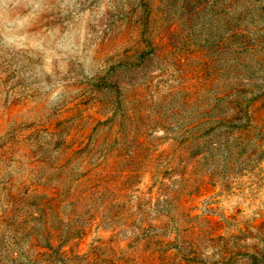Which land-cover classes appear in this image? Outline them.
<instances>
[{"label": "rangeland", "instance_id": "rangeland-1", "mask_svg": "<svg viewBox=\"0 0 264 264\" xmlns=\"http://www.w3.org/2000/svg\"><path fill=\"white\" fill-rule=\"evenodd\" d=\"M196 1L0 0V264H264L263 54L199 0L188 47L228 39L225 72L162 55Z\"/></svg>", "mask_w": 264, "mask_h": 264}, {"label": "trees", "instance_id": "trees-1", "mask_svg": "<svg viewBox=\"0 0 264 264\" xmlns=\"http://www.w3.org/2000/svg\"><path fill=\"white\" fill-rule=\"evenodd\" d=\"M255 0H238L237 5L240 7H243L244 10L239 11L236 15H231L226 17V21L223 24L222 27L218 28L220 31L224 32H230L228 35L229 38H231L235 43H237L238 47L240 48L239 52H245L248 51L249 55L254 56L256 53H262L263 55L258 56L256 59L257 63L264 62V9L261 8L260 11H262L260 14H252L255 12L254 9L251 10L250 8V2ZM244 3L246 5L244 6ZM204 5V4H203ZM208 5V4H206ZM230 6L233 5L232 3L229 4ZM202 4H200L199 0H197L194 4V10L192 12H187V18L185 20V27L183 29H179L178 27H175L174 25L167 27L163 32L160 33V36L158 38V42H156V45L159 48V52H162V55H172L175 58V61L177 63H181L185 59V55L191 60V68L190 73L198 70V76L197 79L204 80L202 85L209 86L211 83H214L215 80L223 73L225 72V66L223 64H220L221 60H226V58H221L222 54L224 53L225 48H229L228 39L220 40H214V39H207L205 40H199L197 44H194L193 48H189V43L191 41V22L192 20H197L204 16L203 9L201 8ZM229 9V6H228ZM252 11V12H251ZM255 18V19H254ZM262 20V25L260 28H256L255 22L256 19ZM233 23V24H232ZM251 26L248 28V26ZM141 41H144L141 39ZM206 43V44H205ZM144 46L146 44H143ZM206 46V47H205ZM186 48V49H184ZM183 49V50H182ZM146 48L142 49H135L133 50L134 55V62H130V66H143L146 62L149 52H146ZM133 55H127L126 58H131ZM260 59V61L258 60ZM229 59V57H228ZM250 61H254L253 59H250ZM239 65L240 68L248 69L246 65L242 61L236 62L235 64ZM219 66V68H218ZM248 79V78H246ZM263 84L261 85H255V88L252 89L251 92L255 91L252 97V99L255 98H264V80ZM254 85L253 82L249 83H242L239 82L238 86L247 87L250 88ZM207 89V88H206ZM247 92L250 93L244 89H239L238 91H235V93L232 94V92H228L226 94H223L221 97H216L215 101H220L223 98L233 97L238 92ZM209 92V88L206 91ZM194 93L192 92L191 95H187V98L185 99L186 102L194 101L192 99V95ZM230 104H236L240 105L241 101H237L234 98H230L228 101V105Z\"/></svg>", "mask_w": 264, "mask_h": 264}]
</instances>
